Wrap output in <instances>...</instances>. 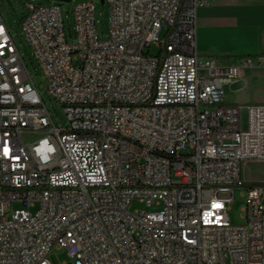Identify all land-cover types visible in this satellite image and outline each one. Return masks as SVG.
I'll return each mask as SVG.
<instances>
[{"label": "built area", "instance_id": "obj_1", "mask_svg": "<svg viewBox=\"0 0 264 264\" xmlns=\"http://www.w3.org/2000/svg\"><path fill=\"white\" fill-rule=\"evenodd\" d=\"M209 2L105 0L106 38L80 2L70 39L61 1L28 3L22 30L66 127L0 10V264H53L54 248L62 264H264V183L247 187L244 224L228 215L244 167L264 161V103L225 100L264 54L203 57Z\"/></svg>", "mask_w": 264, "mask_h": 264}, {"label": "rangeland", "instance_id": "obj_2", "mask_svg": "<svg viewBox=\"0 0 264 264\" xmlns=\"http://www.w3.org/2000/svg\"><path fill=\"white\" fill-rule=\"evenodd\" d=\"M84 1H94L96 4L97 15V28L98 33L102 38H106L109 35L110 24L108 18V6L103 4L101 0H71L62 2V15L64 20L65 32L68 38L75 37V6ZM5 8L2 7L0 2V10L4 17V20L10 29V33L13 36L16 44L18 45L20 52L27 64L28 70L33 79L40 77L45 80V74L41 65L36 60L33 50L27 40L25 39L22 30V21L28 14L27 4L30 2L50 4L60 2V0H4ZM152 55L159 53V48L155 45L149 49ZM148 52V49H146ZM40 93L45 100L52 118L59 127H66L67 120L63 107L55 101L48 92L46 84H37ZM226 103L230 105H250L264 103V68H252L241 73V76L234 83L227 86ZM244 118L247 119V113H244ZM39 135L24 134L23 139L34 140ZM243 175L247 179L244 187H236L232 193L233 201L229 203L228 215L232 224L240 225L245 223L243 208L246 203L247 187L253 186L259 183H264V161L249 162L243 169ZM14 208H20V203H15ZM162 208L161 203H154L147 205L144 202L134 200L131 209H144L148 211H155ZM37 206L32 208V211H36ZM51 259L53 264H62L64 261H68V253L65 248H54L51 252Z\"/></svg>", "mask_w": 264, "mask_h": 264}, {"label": "crops", "instance_id": "obj_3", "mask_svg": "<svg viewBox=\"0 0 264 264\" xmlns=\"http://www.w3.org/2000/svg\"><path fill=\"white\" fill-rule=\"evenodd\" d=\"M197 41L220 65L264 54V0H210L198 12Z\"/></svg>", "mask_w": 264, "mask_h": 264}, {"label": "water", "instance_id": "obj_4", "mask_svg": "<svg viewBox=\"0 0 264 264\" xmlns=\"http://www.w3.org/2000/svg\"><path fill=\"white\" fill-rule=\"evenodd\" d=\"M60 1L64 2V1H71V0H60ZM101 2L104 4L105 0H101ZM1 5H2L3 8H5L4 0H1ZM34 80H35L36 84H40V83L45 84V80H42L40 77H36Z\"/></svg>", "mask_w": 264, "mask_h": 264}]
</instances>
